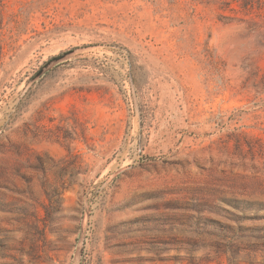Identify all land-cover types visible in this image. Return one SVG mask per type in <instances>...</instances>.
Listing matches in <instances>:
<instances>
[{
    "label": "rangeland",
    "instance_id": "374dc122",
    "mask_svg": "<svg viewBox=\"0 0 264 264\" xmlns=\"http://www.w3.org/2000/svg\"><path fill=\"white\" fill-rule=\"evenodd\" d=\"M0 264H264V0H0Z\"/></svg>",
    "mask_w": 264,
    "mask_h": 264
},
{
    "label": "water",
    "instance_id": "95a60500",
    "mask_svg": "<svg viewBox=\"0 0 264 264\" xmlns=\"http://www.w3.org/2000/svg\"><path fill=\"white\" fill-rule=\"evenodd\" d=\"M69 53H65L62 55H59L57 57H54L51 61H49L38 73L37 75L34 77V79L32 81H35L37 78H39L41 75H43L51 66H53L54 64H57L58 62H60L61 60H63L66 56H68Z\"/></svg>",
    "mask_w": 264,
    "mask_h": 264
}]
</instances>
